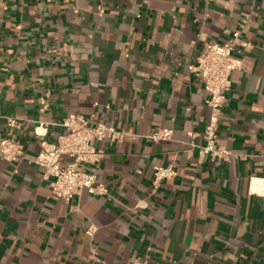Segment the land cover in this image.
<instances>
[{
	"label": "crops",
	"instance_id": "obj_1",
	"mask_svg": "<svg viewBox=\"0 0 264 264\" xmlns=\"http://www.w3.org/2000/svg\"><path fill=\"white\" fill-rule=\"evenodd\" d=\"M243 25L216 142L231 155L212 160L189 67ZM70 115L122 135L85 167L107 194L54 199L32 162ZM7 117L25 153L0 159V264H264V0H0V140Z\"/></svg>",
	"mask_w": 264,
	"mask_h": 264
},
{
	"label": "built area",
	"instance_id": "obj_2",
	"mask_svg": "<svg viewBox=\"0 0 264 264\" xmlns=\"http://www.w3.org/2000/svg\"><path fill=\"white\" fill-rule=\"evenodd\" d=\"M243 28L244 25L234 31L231 39L224 43L213 41L206 43L196 63L189 67L195 76L203 79L205 90L210 95L207 103L212 113L203 135L206 145L199 149V153L200 156H209L212 160H226L231 155L230 151L217 146L216 142L221 111L227 100L226 94L232 86L231 74L238 67L233 53L238 47L248 46L242 39ZM6 122L8 132L0 140V159L19 162L24 157L25 147L21 141L13 137L12 130L21 128L23 121L7 117ZM60 125L64 132L55 142L42 137L41 149L32 161L50 177L52 198L70 202L84 190L92 195L107 194L103 185L97 182L96 175L87 171L85 167L96 166L103 159V153L98 151L95 141L104 139L115 141L121 138V133L104 124L91 126L89 119L77 115H70ZM170 135V130L163 129L154 133L152 139L164 140ZM64 156L70 161L62 164L61 158ZM176 175L171 166L155 167L154 184Z\"/></svg>",
	"mask_w": 264,
	"mask_h": 264
}]
</instances>
